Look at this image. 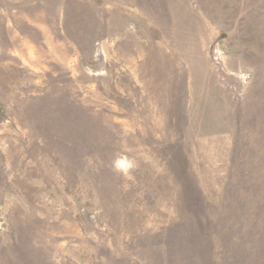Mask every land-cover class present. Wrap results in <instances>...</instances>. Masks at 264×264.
<instances>
[{"label": "rangeland", "instance_id": "obj_1", "mask_svg": "<svg viewBox=\"0 0 264 264\" xmlns=\"http://www.w3.org/2000/svg\"><path fill=\"white\" fill-rule=\"evenodd\" d=\"M0 264H264V0H0Z\"/></svg>", "mask_w": 264, "mask_h": 264}]
</instances>
